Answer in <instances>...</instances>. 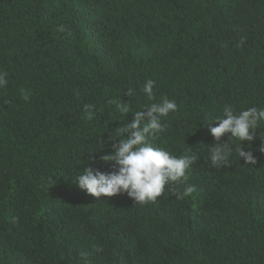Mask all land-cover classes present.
<instances>
[{"label":"trees","instance_id":"trees-1","mask_svg":"<svg viewBox=\"0 0 264 264\" xmlns=\"http://www.w3.org/2000/svg\"><path fill=\"white\" fill-rule=\"evenodd\" d=\"M0 71V264H264V124L255 165L208 161L225 106L264 107V0H0ZM147 79L178 105L154 146L197 159L155 203L97 199L75 177L114 170L112 101L139 110Z\"/></svg>","mask_w":264,"mask_h":264},{"label":"clouds","instance_id":"clouds-1","mask_svg":"<svg viewBox=\"0 0 264 264\" xmlns=\"http://www.w3.org/2000/svg\"><path fill=\"white\" fill-rule=\"evenodd\" d=\"M61 31L64 29L61 28ZM7 76V72L0 71V89L7 86ZM155 84L153 79L144 82L139 92L147 102L134 112L129 111L131 107L122 102L121 98L112 101L116 111L124 117L128 113H134V118L130 122L118 127L113 133L116 138L110 139L111 153L100 157L105 165L114 161L118 168L114 166L113 171L104 173L91 165L84 167L75 177L74 184L80 190L97 199L102 196L110 198L126 194L134 205H145L155 203L164 193L166 186L186 184L188 170L197 157H193L187 151L179 156L172 155L165 148L153 144V141L166 130L163 118L178 110L175 99L164 97L158 102L155 101ZM21 93L23 99L28 101L30 93L23 89ZM133 94L132 88L127 89V95L131 97ZM84 112L89 121L97 114L95 106L91 104L84 106ZM212 122H218L217 126L209 129L211 136L217 141L208 149V161L213 168L221 169L230 165L233 151L237 159H243L245 165L257 163L251 145L256 138V130L261 129V124H264V107L252 106L237 112L232 106H225L222 116H217ZM225 135L231 141V146L218 143ZM245 141L248 142L249 150H245L243 144ZM258 150L264 154V139H261ZM195 191L194 186L188 185L183 187L182 191L174 189V194L177 199L183 200ZM81 256L85 258L87 264V254L81 253Z\"/></svg>","mask_w":264,"mask_h":264}]
</instances>
